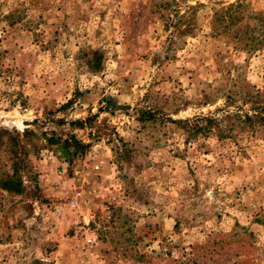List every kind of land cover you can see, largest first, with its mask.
I'll use <instances>...</instances> for the list:
<instances>
[{"label":"rangeland","instance_id":"obj_1","mask_svg":"<svg viewBox=\"0 0 264 264\" xmlns=\"http://www.w3.org/2000/svg\"><path fill=\"white\" fill-rule=\"evenodd\" d=\"M260 108L264 0H0V264H264Z\"/></svg>","mask_w":264,"mask_h":264},{"label":"trees","instance_id":"obj_2","mask_svg":"<svg viewBox=\"0 0 264 264\" xmlns=\"http://www.w3.org/2000/svg\"><path fill=\"white\" fill-rule=\"evenodd\" d=\"M233 18H235L233 16V13H230L228 11H224L220 17L218 18V20L223 23L222 26H223V29L222 30H217V34L219 33H223L225 32V29L227 28V25L230 24L229 22H231V20H233ZM233 22V21H232ZM260 109H264V108H260ZM255 111V115L254 117L252 115H249V114H244V121L245 122H249V123H252L254 121H256L257 118H259L258 116V110H254ZM240 117V116H239ZM202 120L204 121V123H202ZM186 124H188V120H184L182 121ZM192 124V123H191ZM193 124L194 125V128H195V132H200V131H212L214 130V127L216 126V124H219V121L218 119L216 118H212V117H205V118H199V120L197 119V121H195Z\"/></svg>","mask_w":264,"mask_h":264}]
</instances>
